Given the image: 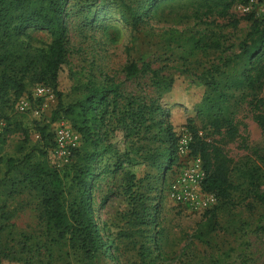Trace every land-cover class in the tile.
Instances as JSON below:
<instances>
[{
    "label": "rangeland",
    "instance_id": "374dc122",
    "mask_svg": "<svg viewBox=\"0 0 264 264\" xmlns=\"http://www.w3.org/2000/svg\"><path fill=\"white\" fill-rule=\"evenodd\" d=\"M189 2L181 0L169 8L161 9V13L155 17L147 14L135 21L131 14L120 7V3L129 5L141 15L137 9L145 0H113L103 4L99 0H66V33L63 38L65 58L55 89L60 95L58 100L62 105L74 103L81 98L82 85L89 82L99 86L109 83V80L118 86L121 98L117 99L118 112L109 113V106L108 113L98 123V146L102 148L112 144L115 148L97 157L94 168L96 176L90 181L93 216L100 228V235L110 242L108 256L87 261L80 251L73 250L64 241L49 247L51 264H264L263 208L253 199L241 201L235 194L231 204L217 203L218 207L212 215L190 213L166 198V187L160 185V177L155 182L149 179L153 190L148 195L154 199L152 204H156L155 210L151 211L156 226L143 230L134 224L131 212H139L140 205L132 202L123 192L125 179L119 171L114 174L109 172L116 158L124 160L127 156L139 160L131 146L135 140L128 138L127 143L122 144L123 131L116 121L118 114L127 109V101H131L132 108L147 106L149 102L155 101L166 111L167 121L175 131L183 127L186 118H192L193 109L203 95V87L195 81L194 76L216 64L215 57L218 54L227 57L236 52V44L249 26L248 22L241 19L244 15L251 14L256 19L264 15V0H250L246 6H234L230 10V16L238 19L235 29L229 27L224 19H217L205 29L193 18L176 21L179 16L190 13V9L186 8ZM157 17L175 20L158 21ZM201 21L207 22L209 18ZM27 34L29 38L24 41L32 49L43 48L51 38L46 32L29 30ZM200 34L205 35L207 40L217 39L219 51L193 50L183 40L191 35L198 38ZM129 63H135L137 67L147 63L152 69H162L164 75L172 78L168 92L155 94L146 75L137 74L126 79L123 69ZM24 84L30 92L32 84L28 75ZM259 97L264 99V86ZM55 98L56 93L39 116L32 113L39 106L32 97L29 100L30 109L24 113L15 110L18 99L13 100L10 92L4 103H0V115L7 118V122L0 120V245L12 251L19 250L18 242L22 241L23 236L37 245L42 244L45 238L37 194L19 182L20 167L5 175L6 160H19L31 153L32 162L47 161L50 165L48 153L44 157L38 152L43 149V139L39 138L37 129L48 123ZM246 101L235 108L233 122L236 134L231 141L223 135L210 134L197 119L192 123L198 135H205L206 141L210 140L219 147L230 168L245 158L259 163V159L264 157V132L253 121ZM59 116L63 117L62 114ZM51 124L47 126V132L52 131ZM86 149L87 146L79 138L76 152ZM69 160V165L59 171L60 175L69 173L70 165L76 161L75 155L60 167ZM147 171L145 164L134 170L140 182L132 191L146 194L143 176ZM169 174L167 170L163 172L164 181L169 182ZM64 184H68L67 178ZM143 235H152L159 249L158 252L153 249L154 242L148 244L150 260L145 258L141 262L138 247L147 239ZM46 256V251L40 249L37 257L45 261ZM0 264L21 263L4 259Z\"/></svg>",
    "mask_w": 264,
    "mask_h": 264
},
{
    "label": "trees",
    "instance_id": "16d2710c",
    "mask_svg": "<svg viewBox=\"0 0 264 264\" xmlns=\"http://www.w3.org/2000/svg\"><path fill=\"white\" fill-rule=\"evenodd\" d=\"M105 1L113 0H99L102 4ZM180 1L145 0L137 9L141 11V15L124 3H120V7L136 21L147 14L155 17L161 13V9L169 8ZM189 1L186 8L190 9V13L179 16L176 21H188L193 18L197 20L199 26L206 29L217 19H224L229 27L235 29L238 19L230 16V10L234 6H246L250 0ZM65 2L66 0H0V103H4L9 92L13 100L22 95L28 96L30 100V92L24 84V79L28 75L32 87L47 86L53 94L56 93V103L50 111L48 123L37 129L39 138L43 139V149L38 150L40 155L45 157L53 145L52 131L47 132V126L61 118L67 119L65 121L79 135L82 144L87 146V149L81 152H76L77 148L71 150L70 159L75 155L76 161L70 165V171L66 175L63 173L60 175L59 171L67 167L70 160L58 169L49 165L47 161L32 162L31 153L23 155L19 160L10 158L6 160L5 175L20 167L19 182L26 184L38 196L45 241L37 245L23 236L22 241L18 242L20 245L18 251L0 245V261L5 259L21 264H51L49 247L60 245L64 241L73 250L80 251L87 261L108 256L110 242H106L100 235V228L93 216L90 181L96 176L94 168L97 157L115 148L112 144L102 148L98 146L100 140L97 136V126L108 113L109 106L111 107L109 113L118 112L117 99L121 98V94L118 86L109 80V83L99 86L89 82L82 85L81 98L74 103L62 105L58 100L60 95L55 89L65 58L63 43L66 33ZM203 18H209V21H201ZM241 19L248 22L249 26L242 39L237 42L236 52L230 53L227 57L218 54L215 57L216 64L194 76L195 81L203 87V95L193 109L192 118H186L183 127L191 133V155L198 156L201 160L205 175L202 189L216 197V204L201 215L209 213L212 215L214 209L218 207L217 203L231 204L232 196L236 194L241 201L251 198L261 205L263 218L264 157L259 159V163L245 158L230 168L219 147L210 140L206 141L205 135H198V131L192 125L193 120L197 119L203 123V129L207 128L210 134L223 135L231 141L236 134L233 122L235 108L247 100L246 104L252 112L253 121L258 129L264 132V99L259 97L264 86V15L256 19L251 14H246ZM157 20L175 19L157 17ZM29 30L48 33L50 41L43 48H30L24 41L29 38L27 34ZM183 40L193 50L209 49L218 52L220 49L217 39L207 40L203 34L198 38L191 35ZM123 71L126 79L137 74L146 75L149 85L157 95L168 92L172 84V78L164 75L162 69H152L147 63H142L140 67L135 63H129ZM35 101L40 104L41 100ZM130 104L132 103L128 100L127 109L118 114L116 121L123 131L122 144L127 143L128 138L135 140L131 146L139 160L127 156L124 160L116 158L109 172L114 174L119 171L125 179L123 192L132 202L140 205L139 212H131L134 224L147 230L156 226L154 214L151 212L155 210L156 204H152L154 199L148 195L153 190L148 180L155 182L157 177H160V185L167 187L168 182L163 180L162 175L165 170L170 172L177 162L175 144L179 129L183 127L175 131L167 121L166 111H163L155 101L149 102L147 106L138 105L136 108L130 107ZM60 114L63 117L59 116ZM0 120L7 122L4 115H0ZM143 164L148 167L143 176L147 186L145 195L132 191L140 182L136 179L134 170ZM66 178L67 185L64 184ZM162 190L164 191V188ZM133 194L135 195L132 196ZM143 238L147 239L138 247L141 262H144L145 258L150 260L148 244L154 242L153 249L157 252L159 249L152 235H143ZM40 249L47 253L45 261L37 257ZM156 256L155 254V259Z\"/></svg>",
    "mask_w": 264,
    "mask_h": 264
},
{
    "label": "built area",
    "instance_id": "2783aa9c",
    "mask_svg": "<svg viewBox=\"0 0 264 264\" xmlns=\"http://www.w3.org/2000/svg\"><path fill=\"white\" fill-rule=\"evenodd\" d=\"M30 97L41 100L34 116H39L53 100V92L47 86L34 85L30 89ZM30 109L29 97L22 95L15 104L18 113ZM52 148L48 150L50 165L57 168L68 161L71 150L78 147L79 135L70 125L58 119L52 124ZM177 162L170 170V180L166 187V198L178 208L190 213L202 214L216 204L214 194L202 189L204 171L198 156L190 153L191 133L186 128L179 129L175 144Z\"/></svg>",
    "mask_w": 264,
    "mask_h": 264
}]
</instances>
